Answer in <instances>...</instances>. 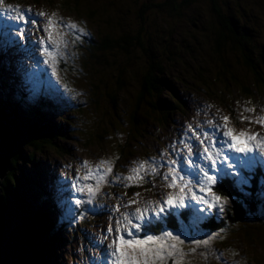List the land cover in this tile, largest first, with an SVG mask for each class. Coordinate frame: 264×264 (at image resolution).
<instances>
[{
    "label": "rangeland",
    "instance_id": "obj_1",
    "mask_svg": "<svg viewBox=\"0 0 264 264\" xmlns=\"http://www.w3.org/2000/svg\"><path fill=\"white\" fill-rule=\"evenodd\" d=\"M133 1L40 0L35 3L33 0H4L6 6L30 9L33 18H36L34 14L38 11H44L47 14L55 12L65 22H74L87 32V35L81 36L75 43H73L74 38L70 33L64 35L63 39L67 41L66 59L57 61L55 64L56 76H53L52 70L44 64V58L40 56L39 45L35 44V41L40 38L36 31H29L25 41L5 52L4 48L9 38L8 26L14 22L0 16V97L6 96L5 102H12L18 93H21L22 96L29 95L30 98L26 105L33 111L37 109V103L41 99L49 102L50 110L44 113L42 122L47 127L51 125L54 130L60 128L65 139L55 142L58 147L48 148L45 146L46 148H43L42 151L35 152V167L26 166L27 162L18 157L17 165H15L16 179L12 181L14 187L23 194V198L27 202L26 209L30 213L41 206L55 221L56 225L53 230L56 237L53 239L43 236L36 245L45 264H88L89 258L99 255V248H93L92 242L99 241L102 233L107 235L110 224L115 228V217L119 216V213L111 211L113 206L119 203H128L129 200H136V204L129 205V210H134L137 206L143 207L140 202L156 201L170 191L160 175L146 177V182L139 186L134 182L131 185L134 190L130 189L131 186L124 187L126 181H117L111 186L102 187L101 191L106 195L100 196L94 201L95 204L104 206L106 210L103 214L83 213V219H81L79 214L83 212V208H91V205L76 207L71 203L73 198H81V193L71 189L72 178L76 176L78 164L87 161L94 166L102 159L111 160L113 173L123 177L128 174V169L133 166V161L159 158V153L167 145L177 141L187 125L191 124L195 127L197 123H202L213 116L217 118L216 123H221L220 116H227L230 123L237 117L239 126L234 124L229 126L236 128L237 131L245 130L249 134L257 133L264 137V127L255 123L257 116H264V99L261 100L262 95L256 94L254 91L250 97L246 96L243 86L252 90L251 79L242 71V67L237 64L234 56L229 55L228 60L233 66V73L237 76L236 84L222 82L217 77L214 81L210 80L205 83L199 80L201 77L207 78L209 74L215 77V73L218 71V68H213L214 71L212 69L217 63L212 58L211 52L214 27L217 24L218 16L209 10L210 1H193L190 7L182 12L181 17L170 16L166 11L158 9L157 6L165 0ZM147 3H152L153 6L140 14V10ZM155 5L156 7H154ZM217 6L222 16L227 19L234 18L239 32L243 29H250L254 33L255 42L259 48L252 53V56L254 60L259 61L260 73H263L264 77V61L261 57V54L264 57V0H218ZM89 12H95L93 14L95 18ZM25 15L27 16L26 13ZM37 19L43 20V18ZM154 27L159 31L163 30L162 40L155 33V36L151 35L150 45L156 57L155 60L162 63L168 81L172 82L174 93L177 94L176 98H172L173 95L169 98V95L164 93L166 102L162 104L163 111L167 114L168 110L164 105L169 104L171 100L175 109L171 112L169 110L170 119L165 122L158 115L151 113L153 111L150 108L143 107L140 110L143 114L142 121L140 120L139 127L133 128L128 122L127 116L132 111V97L135 95L137 87L134 83H129L128 86H125L123 95L118 94L119 101H123L119 104L121 110L116 112L119 120L115 118L116 122H114L118 126V132L113 136H108L112 134L111 128L103 127V122L106 121L104 115L107 107L106 98H99V104H94L89 100V97H93L94 93L89 89L94 71L91 65L86 68L85 65L84 68L82 66L85 62L82 55L87 48L86 41L88 39L97 41V37L104 36V33H110L115 39L125 35L135 36L139 28L143 30L140 36L145 41L147 40L146 33L152 34ZM244 33L245 31L242 32V34ZM167 35L168 38H165ZM14 38L19 39L18 37ZM240 38H242L241 35ZM29 42L34 44L35 60L23 51V47H27ZM167 46L171 48V51L167 53L169 57L164 55ZM176 46L178 48L175 49ZM133 54L134 56L130 57H134V66L130 65L128 69L134 72L135 69L140 70L147 59L141 53L133 52ZM125 58L127 57L124 55V51L120 52L119 49H116L114 54L107 56L111 66H115L109 69L108 74L111 77L116 68L123 65ZM39 71L45 75V80L42 82L36 79ZM101 75L98 76L102 77ZM131 80L126 78V82ZM65 86L71 91H65ZM51 96H54L58 103L49 101ZM206 105H211V108H206ZM219 106L222 107L220 108L222 110L218 108ZM244 108H254L255 111L245 112ZM9 109L10 107H8ZM18 111L22 116L21 111ZM207 113L211 115H207ZM241 115L252 118L253 122L249 123L248 119L241 122ZM230 116L232 120L234 118L233 121ZM16 123L20 122L16 121ZM32 123H36L35 119L32 120ZM202 126L207 127L206 125ZM24 137L25 133L22 132L21 141L25 140ZM177 147L183 150L182 145L177 144ZM121 149H124L123 155L119 156L122 161L117 163V152ZM30 152V148L24 144L19 155L27 156L26 154ZM258 158L264 160V157ZM84 171L81 169V175ZM160 171L163 173L166 168H161ZM63 182H66L68 191L59 193L58 187ZM83 182L81 181V183ZM135 193H139V196H135ZM0 194H2L1 186ZM64 195L68 197V205L62 207L60 201ZM116 197L121 199L118 201ZM47 200L61 211L62 216L64 215V224L61 223V214L50 212ZM68 206L75 208L77 213L75 219L66 211ZM196 207L198 210L200 206ZM259 209L258 206L257 215L251 214L248 221L227 225L226 230L220 233L222 238L210 242L209 255L206 260L193 253L185 257L187 264H264V210ZM229 210L230 208L225 213L217 215L222 219ZM110 217H112L111 220ZM219 217L216 218V221H219ZM165 219L166 230L172 231L174 234H179L177 229H182L188 235L201 238L208 233L215 232L214 230L201 234L202 229L196 228V224L203 225L208 220L196 223L192 217L189 220L187 217L185 220L180 216L172 217V220L176 221V226L169 228L171 219L167 216ZM58 222L60 223L58 224ZM216 232L218 231L216 230ZM182 238L186 240L182 247L187 252L191 245L185 236L182 235ZM108 242V240H104L105 248ZM212 249L220 254L219 262L216 257L210 254Z\"/></svg>",
    "mask_w": 264,
    "mask_h": 264
},
{
    "label": "snow or ice",
    "instance_id": "obj_2",
    "mask_svg": "<svg viewBox=\"0 0 264 264\" xmlns=\"http://www.w3.org/2000/svg\"><path fill=\"white\" fill-rule=\"evenodd\" d=\"M0 16L14 22L8 26L9 38L6 41L5 52L25 41L29 31H36L40 38L35 44L39 45L40 56L44 58V64L52 70L53 76H56L57 61L66 59L67 41L63 39L64 35L70 33L74 38L73 43L81 36L87 35L83 28H79L74 22H65L55 12L47 14L38 11L34 14L36 18H33L30 9L6 6L4 0H0ZM33 48L34 44L29 42L27 47H23V51L35 60ZM65 91L71 90L65 86ZM205 107L211 108V105ZM243 111L253 112L255 109L244 108ZM216 119L213 116L202 123H197L195 127L187 125L179 139L159 153V158L133 161L128 174L123 177L113 173L111 160L102 159L94 166L87 161L78 164L76 176L72 178L71 189L81 193V198H73L71 203L76 207L91 205V208H83V212L79 214L81 219L83 213L100 215L106 210L103 205L94 203L98 197L106 195L101 191L105 185L111 186L122 180L127 182L124 183L126 188L134 182L139 186L146 182V177L160 175L165 186L170 189L156 201L140 202L143 207L137 206L134 210H129V205L136 204V200L113 206L111 211L119 213V216L115 217V228L110 224L107 235L102 233L99 241L92 242L93 248H99V255L89 258L88 264H169V262L187 264L185 257L193 253L205 260L208 258L210 242L222 238L220 233L223 229L201 238L188 235L182 229H177L179 234H174L166 230L165 217L188 215L196 223H201L218 213L223 214L230 208V199L235 201V197H231L230 193L222 196L214 188L217 186L224 188V180L227 178L232 181V186L242 197H249L251 194L245 189L250 186L251 175L246 173L250 174L258 165L264 168V160L258 158L264 157V137L257 133L249 134L245 130L237 131L229 126L227 116L219 117L221 123H216ZM245 119H248L249 123L253 122L250 117L240 116L241 122ZM255 123L264 127V116H257ZM177 144L182 145L183 150L178 148ZM161 168H166V171L161 173ZM81 169L85 170L83 175ZM67 191L66 182L61 183L58 192ZM134 195L139 196V193ZM259 195L264 199V185ZM116 199L119 201L121 198ZM60 203L62 207L68 205L67 195H64ZM240 203L245 204V201L242 199ZM197 205L200 206L198 210ZM180 209H185V212L180 213ZM66 211L73 219L76 218L75 208L68 206ZM157 227H160L159 234L154 231ZM182 235L191 245L187 252L182 247L186 243ZM104 240L109 241L106 248ZM210 254L219 262L218 252L212 249Z\"/></svg>",
    "mask_w": 264,
    "mask_h": 264
},
{
    "label": "trees",
    "instance_id": "obj_3",
    "mask_svg": "<svg viewBox=\"0 0 264 264\" xmlns=\"http://www.w3.org/2000/svg\"><path fill=\"white\" fill-rule=\"evenodd\" d=\"M33 1L37 3L40 0ZM193 1L195 0H165L157 7L161 11H166L170 16L181 17L182 12L188 9ZM207 1H210L209 10L218 16L217 24H215L214 27V37L211 48L212 58L217 63V65L212 67V69L218 68V71L215 73V77H212L211 74L207 75V78L201 77L199 79L200 82L205 83L209 82L210 80L214 81L217 77L218 80L222 82L236 84L238 81L237 76L233 73V66L228 60L229 55H231L236 58L237 64L242 67V71L248 78L251 79L250 83L252 85V90L248 89L246 86H243V91L245 94H247L246 96L250 97L254 91L256 94H261L262 96L260 99L263 100L264 77L262 76L263 73H260L259 61L257 59L254 60L252 56V53L256 52V50L259 48L256 45L254 33L251 32L250 29H243V31L239 32V27L236 25L234 18L227 19L221 15V12L217 6L218 0ZM152 6V3H147L140 10V14L144 13L149 7ZM154 7H156V5ZM89 13L90 15L92 14L93 17L95 12ZM89 18L91 17L89 16ZM158 31L159 30L154 27L152 34L146 33L147 40L145 41L140 36V34L143 32V30L140 28L135 36L125 35L115 39L110 33H104V36L97 37V41L93 39H88V41H86L87 48H85L86 51L82 55L85 62H83L82 66L84 68L85 65L86 68L91 65L94 71L93 77L91 78L92 82L89 83V89L94 91V93L93 97H89V100L94 104H99V98H106L107 107L105 108L104 112L106 121L103 122V127L106 129L111 128L110 130L112 134H109L108 136H113L118 132V126L114 124V122H116L115 118L119 120V116L118 114L116 115V112L121 110L119 108V104L123 103L122 100L119 101L118 94L123 95L124 90L126 89L125 86H128L129 83H134L137 87L136 93L132 97V111L129 116H127L128 122L133 128L136 126L139 127L140 120L143 117V114L140 110L143 107L150 108L153 111L151 113L158 115V117H161V119L165 122H168L170 119V112L175 109L173 108L174 104H172L171 100L169 101V104L164 105L165 109L168 110V112L170 110V112H167L166 114L163 111L162 104L166 102V96L164 93L166 92L167 95H169V98H171V95H173L172 98H176L177 94L174 93L172 82L168 81L162 63L159 60H155L156 57L153 54V50L150 45L151 37L155 36V34L162 40L163 30H160L159 32ZM244 31L245 33L242 34ZM239 34L242 36V38H240ZM165 38H168V35L167 37L165 36ZM168 47L169 46H167L164 50V55L167 56V53L171 51V48ZM176 48L178 47L176 46L175 49ZM116 49H119L120 52L124 51V55L127 58H125L123 65H120L116 68L111 77V75L108 74L109 69L115 66H111L107 60V56L114 54ZM133 52L141 53L147 59L143 67L140 70L135 69L134 72L129 71L128 69V66H134V57H130L134 56ZM261 57L264 61L262 54ZM98 75H101L102 77ZM44 78V73L39 71L36 79L42 82L45 80ZM126 78H130L132 80L130 82H126ZM33 85H35V83H33ZM5 97L6 96L0 97V120L12 127L14 136L18 141V150L12 160V170L6 175L1 183V196L3 198L9 197L12 201L14 209H16L21 215L24 235L30 244L34 263L45 264L40 257V252L36 249V245L38 244V240L43 236H49L53 239L56 237L53 230L56 225L55 221L49 217V214L47 213L48 211H46L45 208L41 206L37 209H34L33 212L30 213L29 210L26 209L27 202L23 198V194L14 187L12 181L16 179L15 165H17L16 160L18 157H21L24 162H27V164H25L26 166L35 167V152L42 151V149L46 147L50 148L52 146H56L57 144L55 145V142H61L65 139L63 138L62 130L60 128L54 130V127L51 125L47 127L42 122L44 119V113L50 110L49 102H45L41 99L37 103V109L33 111L28 108V105H26V102L30 98L29 95L22 96L21 93H18V95H15L16 98H14L12 102H5ZM48 100L58 103V100L54 96H51V98ZM8 107H10L9 110ZM218 108L220 109L222 107L219 106ZM18 110L21 111L22 116L19 115L20 112ZM230 118L232 120L231 116ZM33 119H35L36 123H32ZM16 121L20 123L17 124ZM230 124L239 126L238 118L235 117V120ZM22 132L25 133L24 141H21L20 138ZM24 144L30 148L31 152L26 154L27 156H25V154H21L20 156L19 152L21 151ZM123 153L124 149H121V151L117 152V163L122 161V158H119V156H122ZM246 175H251L250 186L246 187L245 189L251 194L249 197H242L240 192L232 186V181L227 178L224 180V188H220L218 186L214 188V190L222 196L230 193L231 197H235V201L230 199V210L225 214V217L221 216L223 217L222 219L216 215L208 219V221L203 225L196 224L197 229H202L201 234H206L207 232L214 230L216 232V230L219 231L221 229L225 231L227 225H236L244 221H248V218L252 216L251 214L257 215L256 212L258 206L260 207L259 210H264V199H262L259 195L262 190V185H264V168H261L258 165L250 174L246 173ZM130 189L134 190L133 186H131ZM242 199L245 201V204L240 203V200ZM47 204L49 205L50 212L61 214V211L57 209L56 206L51 204L49 200H47ZM179 211L180 213H184L185 209H180ZM60 217L62 221L61 223L64 224V215L62 216L61 214ZM180 217H187V219L191 218V216L186 215H180ZM217 217L220 218L219 221H216ZM170 219L171 221L169 222L168 227L175 228L176 221L172 220V218ZM59 223L60 222H58V224ZM154 231L155 233H159L160 227H157L154 229Z\"/></svg>",
    "mask_w": 264,
    "mask_h": 264
},
{
    "label": "water",
    "instance_id": "obj_4",
    "mask_svg": "<svg viewBox=\"0 0 264 264\" xmlns=\"http://www.w3.org/2000/svg\"><path fill=\"white\" fill-rule=\"evenodd\" d=\"M11 126L0 120V186L12 170V160L18 150ZM0 264H35L22 227L20 213L9 197L0 194Z\"/></svg>",
    "mask_w": 264,
    "mask_h": 264
},
{
    "label": "bare ground",
    "instance_id": "obj_5",
    "mask_svg": "<svg viewBox=\"0 0 264 264\" xmlns=\"http://www.w3.org/2000/svg\"><path fill=\"white\" fill-rule=\"evenodd\" d=\"M97 16H98V14H97ZM95 18V17H94Z\"/></svg>",
    "mask_w": 264,
    "mask_h": 264
}]
</instances>
